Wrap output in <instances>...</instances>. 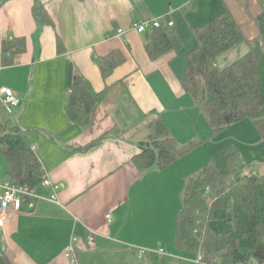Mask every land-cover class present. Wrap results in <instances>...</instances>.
<instances>
[{"label": "crops", "instance_id": "1", "mask_svg": "<svg viewBox=\"0 0 264 264\" xmlns=\"http://www.w3.org/2000/svg\"><path fill=\"white\" fill-rule=\"evenodd\" d=\"M226 11L244 36L234 47L247 54L261 35L264 0H0V89L21 99L1 117L26 134L43 176L62 186L57 202L40 184L34 199L10 211L0 250L11 264H72L71 253L76 264H143V247L165 244L161 230L175 244L183 206L176 189L195 172L176 171L182 159L165 170H141L134 159L158 117L179 144L211 140L183 80L195 31ZM157 18L173 49L152 59L146 47L154 29L135 26ZM72 76L105 92L86 127L66 110ZM0 152L1 184L10 180Z\"/></svg>", "mask_w": 264, "mask_h": 264}, {"label": "trees", "instance_id": "2", "mask_svg": "<svg viewBox=\"0 0 264 264\" xmlns=\"http://www.w3.org/2000/svg\"><path fill=\"white\" fill-rule=\"evenodd\" d=\"M40 10L36 4L38 18ZM257 24L260 38L225 69L217 66V58L244 40L232 14L226 11L195 31L198 45L186 55L183 83L213 129L211 138L249 119L264 143V12ZM146 49L152 59L173 49L163 27L153 30ZM69 87L67 113L72 121L86 127L105 92H96L83 76H72ZM3 111L8 113L4 106L0 108V149L8 160L9 180L38 187L43 173L35 150L25 133L2 119ZM148 129L149 136L139 145L141 153L134 159L141 170H165L204 144L201 139L179 144L161 117ZM218 210L226 213L232 226L224 234H217L210 225ZM175 246L196 253L202 264H216L224 258L234 264H253L251 258L264 264V172L260 174L248 164L237 146L227 147L187 179L176 219ZM0 264H11L1 250Z\"/></svg>", "mask_w": 264, "mask_h": 264}, {"label": "rangeland", "instance_id": "3", "mask_svg": "<svg viewBox=\"0 0 264 264\" xmlns=\"http://www.w3.org/2000/svg\"><path fill=\"white\" fill-rule=\"evenodd\" d=\"M245 54L244 48H241L240 46L233 47L217 58V66L220 69L227 68L229 65L237 62ZM232 145L237 146L241 150L242 155L244 156L247 163L251 164L257 172L260 174L264 172V143L262 142L252 121L249 119L218 133L215 137L211 138V140L207 141L199 148L184 156L182 158L183 162L177 164L181 166L175 169L176 171L185 170L187 172L189 170V172L196 173L203 169L206 164L210 163L213 157L220 154L224 149ZM0 159H2V161H6L1 152ZM184 189V186L176 189L179 202H181L180 197L183 198ZM210 225L213 230L217 232V234H224L225 232L232 230V226L228 221L227 215L222 210L215 211L214 219L211 220ZM164 232L165 231L161 230L160 236L161 238H164L166 242L165 244H161L159 249H149L146 247L141 249L144 251L148 250L143 256V264H198L199 255L186 250H179L173 243L174 235L173 238L172 236L167 237ZM171 242L173 250L168 246ZM161 250L164 251L162 255L160 253ZM152 251L156 252V257H154L153 253H150ZM149 255L150 257H148ZM252 259L253 258H251L249 261L254 263L255 261ZM216 264L234 263L231 259L224 258Z\"/></svg>", "mask_w": 264, "mask_h": 264}, {"label": "built area", "instance_id": "4", "mask_svg": "<svg viewBox=\"0 0 264 264\" xmlns=\"http://www.w3.org/2000/svg\"><path fill=\"white\" fill-rule=\"evenodd\" d=\"M168 25L171 27L174 22H169ZM161 19H153L144 23H139L135 26L138 33H144L149 29H160L162 28ZM123 31H120L122 33ZM12 39V38H11ZM0 101L7 110L9 114L21 104V99L19 96L10 88L4 87L0 89ZM41 186L49 188L52 195L51 201H58V192L61 189V185L56 184L49 180L46 176H43ZM0 189L2 191L0 196V227H5L8 223L9 214L11 210L19 211L22 209L25 201L32 200L37 196V187H31L29 185H16L10 181H4L0 184ZM89 243L91 247L95 245L93 237L89 238ZM146 250L140 251V257H143ZM161 255L164 253L163 250L160 251ZM67 257H71L72 264H76L73 253L67 254ZM202 257L198 258V264L201 263ZM253 264H259L254 262Z\"/></svg>", "mask_w": 264, "mask_h": 264}, {"label": "water", "instance_id": "5", "mask_svg": "<svg viewBox=\"0 0 264 264\" xmlns=\"http://www.w3.org/2000/svg\"><path fill=\"white\" fill-rule=\"evenodd\" d=\"M261 256H262V254H261Z\"/></svg>", "mask_w": 264, "mask_h": 264}]
</instances>
